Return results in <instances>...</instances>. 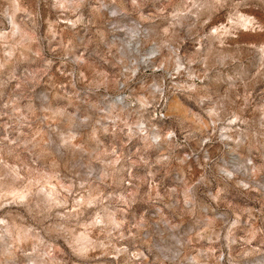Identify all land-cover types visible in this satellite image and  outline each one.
I'll list each match as a JSON object with an SVG mask.
<instances>
[{"label":"rangeland","instance_id":"1","mask_svg":"<svg viewBox=\"0 0 264 264\" xmlns=\"http://www.w3.org/2000/svg\"><path fill=\"white\" fill-rule=\"evenodd\" d=\"M0 264H264V0H0Z\"/></svg>","mask_w":264,"mask_h":264}]
</instances>
